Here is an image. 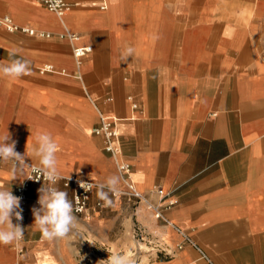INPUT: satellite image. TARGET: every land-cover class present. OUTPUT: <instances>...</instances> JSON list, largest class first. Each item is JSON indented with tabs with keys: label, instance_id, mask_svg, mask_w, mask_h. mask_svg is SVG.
I'll use <instances>...</instances> for the list:
<instances>
[{
	"label": "crops",
	"instance_id": "obj_1",
	"mask_svg": "<svg viewBox=\"0 0 264 264\" xmlns=\"http://www.w3.org/2000/svg\"><path fill=\"white\" fill-rule=\"evenodd\" d=\"M76 1L58 15L43 0H0V62L16 50L31 63L29 75L0 78V136L31 165L37 132H50L61 176L101 183L126 161L149 201L177 203L160 219L125 196L99 207L94 189L74 214L82 235L49 241L32 200L0 264H79L78 239L120 244L128 229L146 246L138 264H264V0ZM78 47L91 50L78 58ZM102 118L116 119L119 156L95 131ZM12 165L0 163L11 192L29 173L13 178Z\"/></svg>",
	"mask_w": 264,
	"mask_h": 264
},
{
	"label": "clouds",
	"instance_id": "obj_2",
	"mask_svg": "<svg viewBox=\"0 0 264 264\" xmlns=\"http://www.w3.org/2000/svg\"><path fill=\"white\" fill-rule=\"evenodd\" d=\"M59 3V0H56ZM135 48L125 46L121 49L120 60L126 63L129 57H133ZM9 61L0 62V78L9 80L18 79L31 73V63L27 59L18 58L16 50L9 52ZM11 141V142H9ZM16 142L11 136H0V163L13 162L11 172L13 178L23 176L27 167L38 174L44 180V184L38 189L39 208H33L34 224L49 241L61 240L71 236L73 239L82 235L78 218L74 215L73 201L68 198L66 191L57 186L61 179L58 168L57 151L58 144L52 134L47 131L37 132L35 143L31 148V158L38 161L37 166L25 163V155L15 150ZM28 156V155H27ZM70 178V177H69ZM35 179V178H33ZM121 176L110 175L101 183H85L80 181V187L86 192L96 188V196L103 201L104 206L113 205V195L121 192ZM39 180V179H35ZM20 197L12 194L11 190L0 189V245H11L19 242L24 236V228L20 224H13L12 217L18 221L22 219ZM106 264H135V261L127 255L112 253Z\"/></svg>",
	"mask_w": 264,
	"mask_h": 264
},
{
	"label": "built area",
	"instance_id": "obj_3",
	"mask_svg": "<svg viewBox=\"0 0 264 264\" xmlns=\"http://www.w3.org/2000/svg\"><path fill=\"white\" fill-rule=\"evenodd\" d=\"M46 7L55 12L58 15H63L68 9H70L73 5L78 4L76 0H59V3L56 2V0H43ZM7 22H9V19H7ZM30 34H34L35 31L33 29H22ZM75 37V35L73 36ZM91 50V47H78L74 50V54L76 57H81L86 52H89ZM44 71H52L54 70L52 65H47L44 69ZM96 133H101L105 137V150L114 156H119L120 149L117 144L118 136H119V130L116 126V119L113 118H102V125L98 129L95 130ZM34 167L38 164H32ZM118 169L120 172V175L122 177L123 183L125 185L124 189H121V192L119 195H113V196H119V197H128L131 200L136 201L137 203L145 202L149 209H151L156 218L165 219L164 212L166 209L172 208L176 203V199H169L161 204H154L151 201L147 199V196L145 193L141 192L134 182L131 179L132 176V166L126 162V161H120L118 163ZM65 179H61L59 182H62L64 186L66 187H72L73 188V205H74V214L76 215H83L86 214L89 209V202L91 198V194L95 187L92 189L91 192H86L83 188L80 187V181H83L85 183H94L92 180H87L78 177L77 175H69V176H63ZM70 177V178H69ZM39 180H35V179ZM44 180L43 178L34 173L31 169H29V173L26 176V178L21 181L15 188L14 191H12V194L20 197V207L22 209L21 215L22 219L17 220L14 217L15 224H20L22 227L24 226L26 222V217L28 213V207L32 200H34L36 203H38V199L33 197L30 193L31 188L33 185H40L43 184ZM158 193L160 195L165 196L167 193H164L163 189L159 188ZM103 203L101 201L97 202V206L101 207ZM24 253V249L22 248L20 250V254ZM14 264H21L20 262H16Z\"/></svg>",
	"mask_w": 264,
	"mask_h": 264
},
{
	"label": "rangeland",
	"instance_id": "obj_4",
	"mask_svg": "<svg viewBox=\"0 0 264 264\" xmlns=\"http://www.w3.org/2000/svg\"><path fill=\"white\" fill-rule=\"evenodd\" d=\"M128 233L130 235H122L125 239L120 244H118L115 240L116 235H111V233L106 234L103 242L89 241L85 238L78 239L77 247L79 250V264H106V261L103 260H107L112 253L130 255V257L135 261V264H138L137 259L142 253H144L141 251L142 249H146V246L144 240H138L129 229ZM140 243L143 244L141 245ZM131 247L134 250L130 249Z\"/></svg>",
	"mask_w": 264,
	"mask_h": 264
},
{
	"label": "bare ground",
	"instance_id": "obj_5",
	"mask_svg": "<svg viewBox=\"0 0 264 264\" xmlns=\"http://www.w3.org/2000/svg\"><path fill=\"white\" fill-rule=\"evenodd\" d=\"M256 248V247H255Z\"/></svg>",
	"mask_w": 264,
	"mask_h": 264
}]
</instances>
